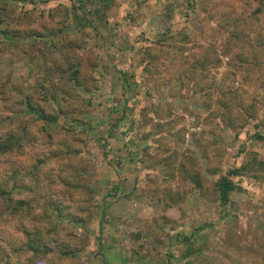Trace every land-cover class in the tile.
Segmentation results:
<instances>
[{
  "label": "rangeland",
  "instance_id": "1",
  "mask_svg": "<svg viewBox=\"0 0 264 264\" xmlns=\"http://www.w3.org/2000/svg\"><path fill=\"white\" fill-rule=\"evenodd\" d=\"M189 1L0 0V20L18 33L14 38L0 33V133L34 122L25 97L34 94L38 80L49 89L59 87V71H67L68 65L77 67L86 82L94 78L101 86L94 95L85 91L93 106L80 116L75 133H58L73 125L48 111L50 132L37 135L33 158L29 151L0 156V172L7 174L9 165L20 163L33 174L22 184L31 187L40 178L42 191L45 181L51 182L46 196H59L67 210L66 217L48 215L45 223L56 227L50 233L41 222L42 209L22 229L0 227V252L7 254L0 264H248L264 256V186L233 176L242 189L234 190L220 210L175 174L164 181L182 156L192 161L185 163L188 172L198 167L207 183L252 153L264 157V144L247 137L264 133L262 75L252 71L242 79L235 71L233 54H225L221 46L236 44L218 24L228 25L237 36L236 51L244 46L254 54L264 40L260 22L251 13L242 31L236 16L228 13L231 0H205L209 10L218 6L210 12L216 23H206L199 0L193 7ZM149 66H160L161 73H148ZM238 97L244 106L255 102L257 110L240 131L216 113L224 100L234 105ZM119 172L124 176L118 193L107 199ZM132 175L142 182L136 189ZM68 184L78 188L76 195L71 196ZM84 186L94 192L93 202L81 200ZM15 188L8 189L14 199L29 202L34 195ZM144 190L157 193L149 200L141 194ZM4 209L0 198V212ZM13 242L26 251H9L6 245ZM189 247L197 253L186 256Z\"/></svg>",
  "mask_w": 264,
  "mask_h": 264
},
{
  "label": "trees",
  "instance_id": "2",
  "mask_svg": "<svg viewBox=\"0 0 264 264\" xmlns=\"http://www.w3.org/2000/svg\"><path fill=\"white\" fill-rule=\"evenodd\" d=\"M231 1L232 3L230 4V8H228V13L232 16H236V21L238 22V25L242 31H244L245 29V19L251 13L255 15L257 20L260 22L261 29L264 31V0H241L240 2L237 0ZM194 2V0H190L188 4L193 7ZM207 6L208 4L205 3V0H199V7L206 14L205 18H202V20L206 23H216L217 17L215 15H210V12L211 14H213L214 11H217L218 6H214V8H211L210 10ZM8 24L11 23L0 20V33L6 34L7 37L14 38L16 35H18V33L10 30L11 28ZM218 24L221 31L223 30L225 33L227 32V38L229 39L231 37L236 46H238L239 40L237 36L233 32H231V30L229 31V29L225 27L228 25L224 23ZM3 26H5L6 28H3ZM213 32L214 34L218 33L215 30ZM208 45L215 50L218 48L213 44V42L209 43ZM236 46L233 44H230L228 47L225 44L221 46L222 52L230 55L233 54L231 55L230 65L235 69V71L241 73L242 79H245L246 76L251 74L250 72L253 71V74H255V72H259L262 75L264 82V40L260 43L261 49L254 54L251 53V50L249 48H245L244 46L243 49L238 47L236 51ZM59 72V74L61 75L59 79H62L63 81L59 87H57L56 85H52V88L49 89L42 81L38 80L35 84L34 94L25 97V103L28 104V109L33 114L34 122L27 124L23 129H21L20 127H16L11 131L0 133V156L17 157L18 155H22L24 152H26L27 154L29 151L30 157L33 158L32 154L35 152L33 147L36 146L35 142L38 140L37 135L42 137L43 134L50 132V127L47 126V123L51 121V118L48 115V111H53L56 114V117L62 115L73 125V131L63 126L57 131L58 133L62 132L64 135H71L76 132L75 128L78 127L76 125H81V123L78 122L81 121L80 116L89 112L91 110V107L93 106V99L85 96V91L91 95L96 94L101 89L100 81L94 78H90L91 81L86 82L82 78L80 70L75 66L68 65L67 71ZM148 73H151L154 76H158L161 73V67L155 66L154 68H150L149 66ZM247 79L249 80L250 77H248ZM207 82L209 84V87L213 85L212 81ZM208 84H206V86H208ZM237 100L238 101H236L234 105H227V102H225L224 100V102L221 103V107L217 110L218 112L216 113H218L217 116L222 120L227 119L228 123L231 124V127L236 131H240L242 130V128H244V126L249 122L250 119L256 118L257 110L255 102L246 104L244 106V104H242V97H238ZM233 106L237 107V109L233 110ZM239 108L240 110L238 111ZM261 123L263 126L264 120ZM114 127H116L115 124L112 125V128ZM247 137L248 139H254L264 144V133H262L261 131H256L253 135L247 134ZM64 147L67 148V150L70 149L69 146L65 145ZM29 148L30 150H28ZM191 162L192 161L189 158L182 156V161H180L178 168L173 167L169 170L171 172H167V177L164 180L165 183L172 181L175 174V176L180 178L185 183L193 184V187L197 191H199L201 195L205 196L209 201L212 200V202L215 203L216 207L220 210L226 209V205L230 202L231 193L234 190L242 189L241 182L239 184L233 182V176H239V178L241 179L243 177L251 178L256 182L258 186H264V157L258 155L257 153H252L251 155H249L246 161H244L240 166H236L232 170L228 171L226 175L218 174V179L212 181L211 183H207L206 181H204V179L201 177V171L198 167H196L195 173L188 172L185 163L190 165ZM169 165L170 163H167L166 168H168ZM9 166L12 168L10 169L9 173H4L5 170L0 172V198H2L3 202L5 203V209L0 212V227L5 228L8 225L12 224L16 229H22L24 222L29 221L32 218V214L36 210L42 209L44 210V217L43 221L41 222H44L43 227L47 228L46 233H50V231H53L56 227H54L52 224L45 223L46 218L49 217L48 215L57 217H66L67 215V210H64L61 206L59 196H46V193L48 192V186H50L52 183L45 181L44 187L42 188L43 192L39 189L41 185L40 178L39 180L35 179V183L31 187L27 184L24 185L22 183H24V181H26L29 177L33 176V174L26 173L27 168L21 166L20 163L16 165H13L12 163V165ZM147 167L150 168L151 166L147 164ZM119 173L118 176L115 177L113 184L109 186L106 197L107 199L115 198L114 196L118 193L119 179L124 176L123 172ZM44 174L45 173L43 172L42 175ZM132 179L134 182L133 188L136 189L137 187H139V185L142 184V182H139L141 180H139L138 177L132 175ZM9 182L12 184L10 188H2L3 184L5 185ZM20 184H22L23 186H20ZM53 185H55V183H53ZM16 186L19 188L22 187L21 189L33 192L34 195L29 202L17 200L8 195V189H16ZM67 186L69 187V189H71V196L77 194L78 188H75L72 184H68ZM25 187L27 189H25ZM82 190L84 192L83 195L85 197V200H81L86 203L93 202L94 192L88 190L86 186H84ZM155 193L157 192H147V190H144L141 194L149 195L150 198H148L147 196L145 197L151 200L153 199ZM157 199L161 200L160 197H157ZM171 205L172 202L169 204H165L164 208H168ZM178 206H181L179 202ZM72 222L79 223L77 219H72ZM32 231L36 232L37 234H42L41 231L36 228H33ZM37 237L38 235H36V238ZM133 238L138 240L139 238H141V234L139 232H136L134 233ZM171 238H174L175 241L181 242L191 241L190 238L187 237L172 236ZM32 244L33 242H31V245ZM24 245L26 244L24 243ZM226 245L231 246L229 242ZM6 247L12 253H24V251H26V247L20 248V246H17L15 244V242L6 245ZM30 253L36 256L35 254L37 253V250H35L33 246H31ZM196 253L197 252L195 248L192 247H189L185 250L186 256ZM6 256L7 254L4 253L3 249L0 252V260L5 258ZM233 263L239 264L236 261H233ZM248 264H264V256H262V258L255 256Z\"/></svg>",
  "mask_w": 264,
  "mask_h": 264
}]
</instances>
